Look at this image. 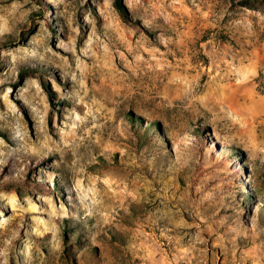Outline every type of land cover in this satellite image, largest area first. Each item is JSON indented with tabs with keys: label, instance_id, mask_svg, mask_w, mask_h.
<instances>
[{
	"label": "rangeland",
	"instance_id": "rangeland-1",
	"mask_svg": "<svg viewBox=\"0 0 264 264\" xmlns=\"http://www.w3.org/2000/svg\"><path fill=\"white\" fill-rule=\"evenodd\" d=\"M0 0V264H264V0Z\"/></svg>",
	"mask_w": 264,
	"mask_h": 264
},
{
	"label": "trees",
	"instance_id": "trees-1",
	"mask_svg": "<svg viewBox=\"0 0 264 264\" xmlns=\"http://www.w3.org/2000/svg\"><path fill=\"white\" fill-rule=\"evenodd\" d=\"M116 3H117V6H118V7L122 8V5H121V3H120V0H116Z\"/></svg>",
	"mask_w": 264,
	"mask_h": 264
}]
</instances>
